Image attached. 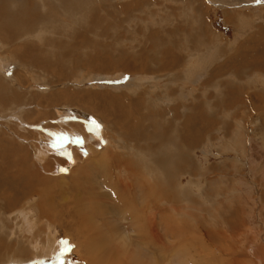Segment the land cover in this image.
<instances>
[{"label":"rangeland","instance_id":"374dc122","mask_svg":"<svg viewBox=\"0 0 264 264\" xmlns=\"http://www.w3.org/2000/svg\"><path fill=\"white\" fill-rule=\"evenodd\" d=\"M13 1L14 3L11 8L14 10H22L24 6H28L33 2L37 5L36 7L34 6L35 10L38 11L37 13L49 15L48 11L52 9V7L45 4L46 0H42V2L41 0H12V2ZM48 1L52 3L57 10H61L64 7L63 5L67 2L68 5L65 7L66 13H63V15H67L69 18L74 17V19L72 18V23L75 21L78 23L79 19H81L84 24L86 22H93L94 25L97 23L92 31L88 28H84L85 26L80 27V33L76 35L79 37L77 41L79 44L73 43V38L65 37L64 32H62L61 40L65 43V47L68 46V49L62 47L63 52L69 50L68 53L70 54V49L74 46L78 53L76 56L72 54V58L74 60L76 58L80 59L78 63L72 58V60L70 59L71 61L65 63L64 69H73L72 72L69 70L70 74L67 73V76L69 75V82H66L68 88H64V82L57 83L58 81L56 80H63L61 77L59 78V73L53 81L46 84L49 81L48 79L53 77L51 73H47L42 69H37L35 68L36 66L28 67V59L16 61L12 57L10 51L11 44L1 43L0 41V55L4 56L2 59L0 58V62L2 61L3 63V66L0 64L1 79L6 81L8 85L16 91H18L17 88L22 85L23 88L20 90L21 93L24 95L29 93V96L35 93H44L46 95V92H48L47 96H49L56 90H67L69 92L74 90L71 94L73 98H86L89 95L88 92L98 93L100 91L98 97L102 95L104 98L100 99L99 102H103L109 94H113L114 97L115 95H120L121 97V95H126L127 91H134L135 94L138 93L136 95L134 94L137 96V99L138 96L143 97L142 103L144 102V105H149L147 110L152 111V113H149L151 114L150 121L154 123L158 122L159 125H157L160 126L161 129L165 127L166 120H170L168 118L175 116V114H179L181 117L183 114L186 116L189 111L182 109L191 106L194 109L196 104H200L198 107L202 106L200 109L205 112L206 118L209 117L213 125H211V122L206 124V126L210 124V128L203 136L204 138L202 137L200 139L198 133L193 138L194 145H192V149L190 150L191 153H188V155H190L187 158L189 162H185L187 167L184 169L182 167L178 168L177 175L174 177L172 184V190L174 191L173 195L170 194L171 196L168 197V193L165 192L167 190L166 183L171 184L170 179L173 178L170 175H173L172 171H174L173 169L177 164L176 161L178 157L169 156V154L172 153L173 155H177L176 152L184 151L182 147L179 146L174 148V146L171 145L170 147L172 150L169 148L170 151L162 148L164 152L161 150L162 152L159 154V157L162 159L161 165L158 166L161 169L159 173L152 167L157 164L158 157L152 160L151 166L141 167L143 168L141 170L139 168L133 170L137 178L143 174L140 180H144V182L140 181V183H146L147 186L149 183L153 184V181L157 179L155 176H157L161 182L160 188L162 190H157L159 200L157 212L159 213L156 214V219H158L159 214H162L160 221L163 228L159 225L160 235L163 236L162 242L155 244L158 249L154 245V247L150 245L144 246L145 250H150L153 256L158 261H161L162 264H171L173 260L174 262L177 260L178 264H191L192 262V264H233L232 255L237 251L238 255L234 254L237 257L233 255L235 260H237L234 264H264V255H262L260 251L264 249V109H261L257 105L264 99V0H75L73 4L77 3L78 5H76L77 8L72 10L69 8L71 4L70 0H47V2ZM38 2L41 3L39 4ZM93 13H95V15H93ZM55 14H57L56 11H51L50 16H54ZM67 19L63 18L61 22H65ZM46 23L48 25L47 20ZM55 23H59V19L56 20ZM42 24L44 23H39L40 27H38V29H41L43 26ZM47 25L43 26V28L47 29ZM82 27L84 31L81 29ZM90 32L92 33L91 35L89 34ZM87 34L93 38H89ZM152 35L153 37L151 38ZM82 37L83 39L80 41ZM160 41H164L165 43L162 48H160L159 45ZM15 43L13 44L14 46ZM20 44H23V42ZM70 44L72 45L71 47ZM172 44H174L171 47L173 53L175 45L177 47L175 53L179 56L176 55L177 57L175 59L178 61V65L170 67L166 72L168 68H166L163 63L159 61L154 63L150 57H154L156 54L160 57L162 55L159 54L160 51H164L165 49H168L169 52ZM92 47L98 49L99 52L94 51V49L92 50ZM65 49L66 51H64ZM104 49H108L110 52ZM100 51L103 53L107 51V55L114 54V66H112L114 69L108 71L109 74L104 70L100 71L93 69V66L89 63V60H93L92 58L96 56L94 53H100ZM119 53H124L125 55L119 59ZM218 53H220V55ZM128 56H131L129 65L133 70H128L131 73L123 76V70L126 69H121L123 68L121 64L122 60L126 57L128 58ZM146 56L149 58H146ZM185 58L187 61H181V59L183 60ZM98 61L101 62L100 60ZM139 66L141 69L138 68ZM161 68H163V70ZM193 69L194 72H192ZM218 69L220 70V74H216ZM188 70H192L191 72L193 74L190 75V71ZM160 71L163 72V75H161L163 77H159L160 80H158L159 84L157 83V85L155 82L156 78L152 74L156 72L157 75H160ZM257 73L259 74L258 76ZM18 78L23 80L25 84ZM24 79H26V81H24ZM135 79H137L136 82L138 86L132 84ZM28 81H31V84ZM231 82L233 84H231ZM155 85L157 86L155 87ZM81 92L87 95H83ZM228 92H230V94ZM176 93H178V96L173 98ZM77 95H79V97ZM91 97L98 101V97L97 99L93 95H91ZM223 100L225 101L223 102ZM78 101L79 100L76 99L75 102L69 101V103H73L72 105H74L77 104L76 102ZM197 101H200V103ZM253 101H255V103H253ZM153 103L157 104L156 108L153 107ZM70 104H64V108H66V111L73 112L72 110L74 109ZM186 104L189 106H186ZM0 107L3 106L0 105ZM256 109L258 111L257 113L255 111ZM259 110L262 111L260 112ZM3 111L4 109L2 110V114L0 112V117L9 118L8 120H10V122L16 124V129L14 128L11 132L4 128L7 133L5 131V133L0 132V145L9 146L8 141L11 142L9 138L15 139L19 136V133L25 134L26 136L27 133L37 129L42 132L44 128L45 130H47V127L54 129L55 125H62V122L59 123V121L55 119V122L47 121L43 124L37 122V124L31 126L32 123L19 117L18 108L6 110L4 113ZM61 111L64 112V110ZM156 115H158V117ZM191 116H193V113ZM105 117L108 119L110 118L107 114H105ZM66 118L62 128H64V130L67 129L66 131H69L71 134H57L58 136L63 135L68 138V140L64 139L67 145H63L66 147V156H62V163L57 170V174L48 173L52 181L51 184H46V187H50V201L55 200L52 206L58 208L61 217L58 216L57 222L55 221L56 224H50V226L45 225L46 220L42 222L35 209L41 195L35 193L33 194V200L29 198L27 200L28 203L23 202L25 203L24 207L33 215L32 222L35 224L33 225L34 229L31 233L34 234L32 238H35L34 241L31 240L29 243L26 240V238L28 239L31 236L23 228V223L21 221V216L23 215L19 213L20 209L15 213L14 208L10 207L12 213L7 214L5 219L0 220V238L10 243L9 245L12 248L19 250V254L17 253L18 257L11 258L12 260H17L18 264L24 260L22 255L27 257L30 253L32 256L40 252L51 237H55V242L59 245L64 241H68L71 246L72 255L74 254L80 260L79 264H90V261L88 263L86 262V258H91L92 264L94 259L97 260V258L100 259L110 254L108 251L111 246V249H114V251L120 255L124 244L129 246L132 243L131 239L134 241L138 239V234L134 229L125 228L128 221L121 220L122 217L111 209V203H115L117 209H120L121 205L116 201V198L121 197V200L123 199L121 201L122 203L129 204V202H125L123 197V195L125 196L123 193L125 189L124 185L119 186V184L123 183H133L132 178H126L129 171L127 161L129 162L130 160L131 162L132 159L137 160L136 157L139 155L141 149H143L141 152L143 151L142 153H144L143 155L145 156L149 150L145 151L144 145L148 148H152L154 142L150 140L146 142L143 141V144L140 146L128 140L124 136L125 130L121 131L122 128L114 133L109 130L112 128L103 124L104 127L94 132L90 130L91 128L89 129V127H91V121L85 119V117L74 116L73 113H71V115H68ZM204 120L206 119L204 118ZM95 121L92 122L96 125L100 123ZM2 122L4 121L1 120L0 124ZM75 122L81 123L82 126H84L85 133L83 130L79 131L80 133L78 130L75 132V127L71 125ZM49 123H53L54 126H47ZM197 125L200 126L201 122H198V119H194L192 128L198 129ZM148 133L151 134L153 131L148 130ZM52 141L57 148V139L54 138ZM24 142L25 144L28 143L27 140H24ZM63 146L60 147L64 148ZM37 147L38 146H30L29 148V145H27L23 149V151L29 152L28 157L30 166H34L37 162L35 160L37 154V150L35 149H38ZM50 153L49 157L41 164L37 162V167L43 168L42 166L45 162L55 155L56 152L51 151ZM120 153H123V155ZM110 154L122 155V158H124L121 165L119 164V166L116 167L115 165L108 164L105 159ZM170 158L173 165H170L168 162ZM135 167H137V165ZM166 177L168 180H166ZM135 182L136 185L139 184L138 181ZM112 190L115 193L112 192ZM107 191L110 192V196L105 194ZM75 192H79V194L86 193L83 196L84 199H82L84 204L82 213L90 219L84 223V226L92 228V230H88L89 232L84 229V232L86 231L87 233H85L86 238L84 236L79 240L77 238L72 239V237H67V233L64 232V229H68L69 227H71L69 231L74 232V228L79 227L81 223L80 220L82 218L79 217L74 221V216L78 210V206L73 203ZM111 192L113 194H111ZM58 193L61 194L59 195ZM119 193L121 195H119ZM87 196L96 197L98 200V203H96V211L90 208L92 201L96 202V200L90 201ZM46 201L48 202L49 200L45 198L43 205H47ZM183 203L186 204L184 205ZM147 204L146 201L145 203L143 202L142 206L137 204V211L134 212L136 214L135 216H140L141 218L145 217L144 219L152 217L151 208H145ZM104 207L110 210L107 212L106 210L99 209ZM173 207L175 208L172 210ZM67 209L70 215L66 213ZM175 209L178 211L176 212ZM146 213L148 215H146ZM0 217H2L1 214ZM127 217H129V215H127ZM123 219H125V217H123ZM172 221L176 222L174 224V229L177 231L175 233L176 238L169 236L170 234L167 233L164 227L165 223ZM182 223H187L189 226L185 227ZM40 224L41 226L47 227V229L45 233L37 237V234L41 231ZM21 228L24 231H21ZM179 229L181 230L179 231ZM222 234L223 237H228V239L225 238L227 239L225 240L221 237ZM94 236H96L97 239ZM203 236L206 238L204 239ZM92 238L96 242L99 239L103 241L111 240V246L110 248L104 249L96 245H88L89 248L86 247L88 241ZM119 238H121L120 240L123 244L118 241ZM207 238L208 240H206ZM167 240H169V242ZM83 243L84 245H82ZM118 243H120V245ZM127 243H129V245ZM200 243H202V245H200ZM210 243L212 244L211 246H209ZM80 245L81 247L83 246L82 250L79 248ZM185 245L187 247L189 246V249ZM120 249L121 251H119ZM217 249L218 251L220 250V252H218ZM89 251L90 253H88ZM155 252H157L158 255ZM200 253L202 254L200 255ZM162 254L165 258H163ZM249 254L252 256H249ZM241 255L244 257H240ZM256 257L258 258L256 259ZM213 258L214 261H216L215 263ZM11 259L3 264L14 263ZM184 260H187V262ZM257 261H259V263Z\"/></svg>","mask_w":264,"mask_h":264},{"label":"bare ground","instance_id":"6f19581e","mask_svg":"<svg viewBox=\"0 0 264 264\" xmlns=\"http://www.w3.org/2000/svg\"><path fill=\"white\" fill-rule=\"evenodd\" d=\"M77 1H79V0H77ZM41 2H42V0H41ZM70 2H71V4L69 3L70 4L69 8L71 10L74 9V8H77L76 5H78V4L77 3L73 4V2L75 3V0H72V1L70 0ZM13 3H14V1L12 2V0H0V41H1V43L11 44L10 51H11L12 57L16 61L17 60L21 61V59L22 60L23 59L24 60L28 59L27 60V65L29 64L28 67H32V66L35 67L36 66L35 68H37V69H42V70H44L47 73H51V75H53V77L48 79L49 81L46 84H49L51 81H53V79L59 73L60 74V76L58 75L59 78L61 77V79H63V80L59 79V80H56V81H58L57 83L64 82V84H65L64 88L67 89L68 85H66V82H69L68 81L69 75L67 76V73L70 74V72H72L73 69L69 68V70H70V72H69V70L67 68L64 69V66L66 65L65 63H67L68 61H71L73 59L72 58L73 55L76 56L78 51H77L76 47L71 45L72 44L71 43L70 47L71 46L72 47L70 49V54L68 53L69 50H67V52H63L62 47L63 48L65 47V45H64L65 43L61 40L62 39V32H64V36L65 37H70V38L72 37L73 38V43H78L77 41H78L79 37H77L76 35H78L80 33V27L81 26H85L84 28H86V29L88 28V29H90V31H92L94 29L95 25H97V23H95V25H94L93 22H90V23L86 22L84 24V22L81 21V19L78 20V23L76 21L72 23L74 17L69 18L67 15H63V13H66L65 7H67V5H68L67 2L65 3V5H63L64 7L61 10H57V8L54 7L52 3H50L49 1L47 2V0H46L45 4L49 5L53 9V10L50 9L48 11L49 15H44V13H42V14L37 13L38 11L35 10V8H34V6L35 7L37 6V5H35V2H33L32 4H30L28 6H24L22 8V10L21 9H16V10L12 9L11 6H12ZM125 9H126V7H125ZM51 11H54V12L56 11L57 14H55L54 16H50L51 15ZM93 15H95V13H93ZM98 16H100V15H98ZM67 17H68V19H67ZM63 18L64 19L66 18L67 20L65 22H61L63 20ZM58 19H59V23H55L56 20H58ZM46 20L48 21V25L46 23ZM51 20H54V21H51ZM66 22L68 23V25H67ZM39 23H44V24H42L43 26L47 25V29L43 28V26L41 27V29H38V27H40ZM81 29H83V27ZM83 31H84V29H83ZM89 34L91 35L92 33L90 32ZM89 34H87V35L89 36ZM93 34H95V33H93ZM26 36H27V38H26ZM51 36H52V38H51ZM91 37L92 36H89V38H91ZM95 37H96V35H95ZM152 37H153V35L151 36V38ZM84 38H85V36H84ZM193 38H194V36H193ZM82 39H83V37L80 38V41ZM22 40H26V41H22ZM15 42H19V43H15ZM21 42H23V44H20ZM14 43H15V46L13 45ZM154 43H155V41H154ZM156 43H157V41H156ZM145 44H147V43H145ZM164 44H165L164 41H160L159 42L160 48H162L164 46ZM68 45H69V43H68ZM88 45H89V43H88ZM149 45H148V48H149ZM173 45L174 44H172L170 46V51L169 52H168V49H165L166 51L165 50L164 51H160L161 50L160 49L159 50L160 53L158 51L159 54H162L160 57H158V54H156L154 57H150L154 61V63L156 61H159V62L163 63L164 66L166 68H168L166 70V72L170 69V67H175V66L178 65L177 64L178 61H176L175 58L177 56H179V55H177L175 53V50L177 48L176 45H175V48H174L175 50L173 49L175 54L173 53V51H171V47ZM67 47H65V48L68 49ZM66 49L64 51H66ZM93 49L94 48L92 47V50ZM104 50H108V49H104ZM94 51H98V49L95 48ZM11 54L9 53L10 57H11ZM218 54L220 55V53H218ZM94 55H96V56H94L92 58L93 60H91V61L89 60V63L93 66V69H97V70H100V71L101 70L107 71V74H109L108 71L114 69L112 67V66H114V64H113L114 59H115V58H113L114 54H108L107 55V51H105V53L100 51V53H94ZM115 55H117V54H115ZM124 55H125L124 53H119V57L118 58L120 59V57H122ZM0 56H1L0 57L1 59H2V57H4L2 55H0ZM77 57H80V56H77ZM206 57H208V56H206ZM146 58H149V57L146 56ZM97 59L100 60L101 62H99ZM199 60H201V59H199ZM74 61L78 63V62H80V59L76 58ZM130 61H131V56H128V58L126 57L124 60H122V64H121L122 66L121 67H123V68H121V69H126V70H123V73H122L123 76L124 75L126 76V74H130L131 73L128 70H133L132 67L129 65ZM181 61H187V60L185 58L183 60L181 59ZM89 63H88V67H89ZM0 64H1V66H3L2 61L0 62ZM158 64H160V63H158ZM81 65H83V64H81ZM155 65H157V64H155ZM70 67H71V65H70ZM138 68L141 69L140 66ZM138 68H134V69H138ZM155 68H157V67H155ZM158 69H159V66H158ZM161 69L163 70V68H161ZM188 71H190L189 74L192 75L193 74L192 72H194V69H193V71L192 70H188ZM216 72H215L216 74H218V73L220 74V70L219 69ZM162 73L163 72L160 71L159 72L160 75H157L156 72H155V74H152L157 80V81L155 80L156 84L157 83L159 84L158 80H160V78L163 77V76H161V75H163ZM170 75H171V73H170ZM258 75L259 74L257 73V76ZM245 76H246V74H245ZM242 77H244V76H242ZM20 81H22V83L25 84L23 82V80H20ZM24 81H26V79H24ZM136 81H137V79H135L134 82L132 83L133 85L136 84L134 86H138ZM29 83L31 84V81ZM231 84H233V83L231 82ZM27 85H29V84H27ZM157 85H155V87ZM19 88H17L18 91L12 89L11 86L8 85V83L6 81L2 80L1 77H0V105L3 106V107H0L1 114H2V110L3 109H4V111H3V113H4L6 110L8 111V110H12V108L13 109H17L18 108L19 117L24 118L26 121H29L30 123H32L31 126L33 124H37V122L42 123V124L44 122H47V121L48 122H52V121L55 122V119H57L59 121V123L62 122V125L61 126L60 125H55L54 126L53 125L54 122L52 124L49 123V125H47V126H54V129H50L49 127L46 128L47 130H45V128H44V130L40 129V130H42V132H43L42 133L41 131H39L36 128L37 130H34V131L31 130L32 132L27 133L26 136H25V134H20L19 133V136L17 138H15V139L9 138L11 140V142L7 140L9 142V146L8 145H3V144L0 145V214L2 215V217H0V220L5 219L7 217V214H11L12 213L10 211V207L14 208L15 213L20 209L19 213H22V215H23V216H21V221L23 223V228L31 236L28 239L26 238V240L29 243H30L31 240L34 241L35 238L32 239L34 237V234L31 233V231L33 232V229H34L33 225L35 224V223L33 224V222H32V219H33L32 216L33 215H31L29 213L28 209L24 207L25 203H23V202H27V200L29 198H31L33 200L34 199L33 194L39 193L41 195V197H39V199H38L39 203H37L36 206H35V209H36L37 213L39 214V219L42 222H44L46 220V224L45 225H47V226H50V224H56L55 221L58 220L57 218L61 214H60V211L58 210V208L52 206V205H54L53 201H55V200L50 201V199H49V197L51 198V196H50L51 192L49 190L50 187H46V184L47 183L51 184V181H52V179H51V177H50V175L48 173L51 172L53 174H57L58 173L57 170H58V168L60 167V165L62 163V158H63L62 156L63 155L66 156V153H65L66 152V147L65 146L67 144L65 143L64 139L68 140V138L64 137L63 135H65V134H69L70 135L71 133H69V131H66L67 130L66 128H65L66 130H64V128H62V126H64L63 123L65 122V118L68 117V115H71V113H73L74 116L85 117V119L90 120L91 121L90 122L91 123V127H89V129L91 128L90 129L91 131L95 132V130L101 129L102 127H104L103 126V124H104V125L108 126L109 128H112V129H109V130L111 132H114V133H116L120 128H122L121 131L125 130L124 136L128 140L133 141V142L139 144L140 146H141V144H143L142 143L143 141L146 142V141L150 140V141L154 142V146L152 148H148V147H146L144 145L145 151L149 150V152H150V153L148 152L149 154L147 153L144 156L143 155L144 153H142L143 151L141 152V150H143V149H141L139 151L140 152L139 155L136 157L137 160L132 159L131 162H130V160H129V162L127 161V165H128V168H129L128 170L129 171H128V175H127L126 178H132L133 179L132 180L133 183L132 184L123 183V184H119V186L120 185H124L125 189L123 190V193L125 194V196L123 195V197H124L125 202H129V204L128 203L124 204V202L122 203L121 201L123 199L121 200V197L120 198H116V201L121 205L120 209H117V206H115V203H111V209L114 212L118 213V215H120L122 217L121 220H125L126 222L128 221L127 224L125 225V228L126 229H130V228L134 229V231L138 234V236H137L138 237V239H137L138 241L137 240L134 241V240L131 239L132 243L130 245H129V243H127L129 246H126L125 244L122 246L123 243L120 240L121 238H119L118 241H120L122 243L121 244L122 252H120L121 254L118 255L114 251V249H111L112 248L111 242H110L111 240L110 241H103V240L99 239L96 242L92 238L90 241H88L86 247H88V245H90V246L96 245V246H100L102 249H104V248H108V247L110 248V246H111L110 250L108 251V253H110V254H107L106 256H104V257H102L100 259L97 258V260L94 259L92 261V264H162L161 261H158L153 256V253L150 250L146 251L145 247H144V246H150V245H152V246L154 245L155 246V244H158V243L162 242V237L163 236L160 235L161 232L159 231V228H160L159 225L162 227V225H161L162 223L160 221V219L162 218L161 217L162 214H159L158 219H156V214L159 213V212H157V210L159 208V200H158V192H157V190H162L160 188L161 187V182H160L159 178L157 176H155L157 179L155 181H153V184L149 183V185L147 186L146 183L145 184L140 183V181L144 182V180L143 181L140 180V179H142L141 176L143 174L139 178H137V176H136V174H135V172L133 170L134 169H138V168L141 170V169H143L141 167H149V166H151L152 160L155 157H158L159 159H158L157 164L152 166V167L155 169L156 172L159 173V171L161 169L158 166H160L161 162H162V159H161V157H159V154H160V152L163 151L162 148H165L166 150H169V148H170V150H172V148L170 147L171 145H173L174 148L175 147H179V146L182 147L184 149V151L176 152L177 155H173L172 153L169 154V156L171 155V156L178 157V159L176 161L177 164L174 166V169H173L174 171H172L173 175H170L173 178V179H170L171 181L169 180L171 182V184H167L166 183L167 190L165 192L168 193V197L171 196L170 194L173 195L174 191L172 190V184H173L174 177L177 175L178 168L182 167L184 169V168L187 167L185 162L186 163L189 162V161H187L188 160L187 158L190 155V154L188 155V153H191L190 150L192 149V145H194L193 144V142H194L193 138L198 133V135H199V137L201 139L205 135V133H207V131H209L208 129L210 128L209 127L210 124H209V126H206V124L211 122V121H210L209 117L206 118L205 112L200 109V107H202V106L198 107V105H200V104H196V107L194 106L195 107L194 109H193L192 106L189 107V108H186V109H182V110L189 111L186 116L183 114L182 117H181L179 114H175V116L168 118L170 120H168V121L166 120L165 127L163 129H161V127L158 126L159 125L158 122L154 123V122L150 121V119H151L150 115L151 114H149V113H152V111L147 110V107L149 105H144L143 104L144 102L142 103L143 97L138 96V99H137L136 98L137 96H135V95L138 94V93L135 94L134 91L133 92L132 91H130V92L127 91L126 92L127 96L126 95H121V97H120V95H117V96L115 95V97H114L113 94L112 95L109 94V95H107L105 101L99 102L100 99L104 98V96H102V95H100L98 97V94H99L100 91L98 93H93V92L89 93L88 92L89 95L86 98L85 97L84 98H73L71 96V94H72V92H74V90H72V92H69L67 90H64V91L56 90L54 93H51L49 96H47L48 92H46V95L44 93H42V94L41 93L40 94H38V93L34 94L33 93L34 95L29 96V93H27V95H24V94L21 93L20 90H21V88H23L22 85ZM90 89H92V88H90ZM133 89H135V88H133ZM149 92H150V90H149ZM86 93H82V94L83 95H87ZM228 93L230 94V92H228ZM177 94L178 93L174 94L173 98L175 96H178ZM91 95H93L96 99L98 97V101L94 100L91 97ZM261 95H262V93H261ZM77 96L79 97V95H77ZM168 96L172 97L170 95H168ZM225 97H227V96H225ZM227 98H229V97H227ZM76 99L79 100L78 102H76L77 104L72 105L73 103H71V104L69 103V101L75 102ZM173 100H175V99H173ZM195 101H196V99H195ZM224 101L225 100H223V102ZM243 101L246 102L245 100H243ZM192 102H194V101H192ZM167 103H169V102H167ZM198 103H200V101ZM253 103H255V101H253ZM64 104H67V105L70 104L71 107L74 109V110L71 109L73 112L66 111L65 110L66 108H64ZM188 104H186V106ZM156 105L157 104H154L153 107L156 108ZM257 105L261 109H264V99H263V101L259 102ZM172 106H174V105H172ZM61 110H64V112H62ZM255 111H256V113L258 112L257 109ZM147 113H148V115H147ZM192 113H193V116H191ZM105 114H107L110 118L109 119L106 118ZM161 114H163V113H161ZM161 114H160V116H161ZM164 114H165V112H164ZM262 114H263V112H262ZM9 116H11V115H9ZM156 116L158 117V115H156ZM2 117H0V121L3 120L4 122H2L0 124V132H4V131L6 132V130H4V128H6V129H8V130H10L12 132L14 130L16 124L13 123V122H10V120H8L9 118H7V117L2 118ZM100 118H101V120H100ZM204 118L206 120H204ZM194 119H198V122H201L200 126L197 125L198 129L192 128V124H193ZM95 120L100 122V123L97 124V125L94 124L92 121H95ZM148 121H150V122H148ZM71 125L73 127H75V132H76V130H78V132L83 130V132L85 133L84 126H82L81 123H76L75 122V123H73ZM211 125H213L212 122H211ZM35 127H37V126H35ZM148 130H152L153 133L149 134ZM98 132H100V131H98ZM57 134H63V135H59L58 136ZM54 138H56L57 141H58L57 148L55 147V144H53V141H52ZM83 138H84V136H83ZM16 139H18V140H16ZM24 140L25 141L27 140L28 143L25 144ZM27 145H29V148H30V146L31 147L32 146L33 147L38 146L37 147L38 149H35V150H37L36 151L37 154L35 156V160L37 162H39L40 164L49 157V155L51 154L50 153L51 151H55L57 154L55 153V155H53L51 158H49V160H47L45 162V164L42 166L43 168L37 167L38 166L37 162H36V164H34V162H33L34 166H30L29 157H28L29 152L27 153L26 151H23L24 147H26ZM63 145H65V146H63ZM60 146H63L64 148H62ZM176 150H178V149H176ZM120 154L123 155V153H120ZM122 155H118V154L111 155L110 154V155H108L106 157L105 161L108 162V164H112V165H115L116 167H118L119 164L121 165V163L123 162V158L124 157L122 158ZM16 161H17V163H16ZM168 162H169L170 165H173V163L171 161V158L169 159ZM136 165H137V167H135ZM108 167H110V166H108ZM124 173H127V172H124ZM108 175H110V174H108ZM147 180H149V179H147ZM166 180H168L167 177H166ZM135 181H138L139 184L136 185ZM116 185H117V183H116ZM128 185H130V186H128ZM52 189H53V187H52ZM107 190H108V188H107ZM112 192H114V191L112 190ZM112 192H111V194H113ZM109 193L110 192L107 191V193H105V194L109 195ZM85 194H79V192H75V194L73 196V203L76 206H78V210H77V212H76V214L74 216V221H76V219L78 217L82 218V219L80 220L81 223L79 224V227L74 228V230H73L74 232H72V231L70 232L69 231L71 229V227H69L70 225L68 226L69 227L68 229L67 228L64 229V232L67 233L66 234L67 237H69V238L72 237V239L77 238L79 240V239L83 238L85 236V233H86V231L84 232V229H86L87 232H89L88 230H92L91 227L88 228V227L84 226L85 225L84 223H86L90 219L88 216H85L82 213L83 205H84L82 199H84L83 196ZM119 195H121V194L119 193ZM188 196H189V194H188ZM106 197H108V196H106ZM152 197H153V199H152ZM45 198L47 200H49L48 202L46 201L47 205H43V202H44ZM87 198H89L90 201L91 200H96V202L92 201V203L90 204V208L93 211H96V209H97L96 203H98V200L96 199V197L93 198V197L87 196ZM151 199H152V201H151ZM70 200H72V199H70ZM145 201L148 203L145 206V208H147V209L151 208L152 217L148 216L149 217L148 219L147 218L144 219L145 217L141 218L140 216H135L136 214L134 213V212L137 211L136 205L139 204L140 206H142L143 202L145 203ZM179 203H181V202H179ZM170 205H173V204H170ZM177 207H179V206H177ZM70 208H71V206H70ZM174 208L175 207H173L172 210ZM99 209L106 210L107 212L110 210L107 207L99 208ZM73 211H74V208H73ZM177 211L178 210H176V212ZM101 212H103V211H101ZM66 213H68V209L66 210ZM81 213H82V215H81ZM161 213H162V211H161ZM126 214L129 215V217H127ZM13 215H14V212H13ZM68 215H70V213H68ZM146 215H148V214L146 213ZM123 217H125V219H123ZM19 219H20V217H19ZM168 219H169V217H168ZM92 222H94V221H92ZM92 222H91V225H92ZM175 223H176L175 221H172V222H168V223L164 224L165 230L167 231L168 234H170L169 236H171V237L172 236L175 237V233L177 232L174 229V224ZM182 225L185 226V227L189 226L187 223H182ZM40 226H41V224H40ZM62 227H64V226H62ZM46 229H47V227L41 226V231H39V233L37 234V237H38V235L40 236L41 234L45 233ZM24 230L22 229L21 231H24ZM180 230L181 229H179V231ZM133 234H134V232H133ZM214 234H216V233H214ZM73 236H76V237H73ZM199 236H200V233H199ZM204 236H206V235H204ZM91 237H92V235H91ZM94 237L96 238V236H94ZM99 237H100V235H99ZM110 237H111V235H110ZM190 237H191V235H190ZM221 237H223V234H222ZM54 238L55 237L49 238L48 239V243L45 245V247L42 248V249L40 248L41 249L40 252L35 253V255L31 256V253L29 255H27V257L26 256L24 257V255H22L24 260H23V262H19V264H21V263L22 264H79L80 260L74 254L72 255V253H71V246L69 245V242L68 241H64V242H62L59 245V244H57L55 242ZM85 238H86V236H85ZM205 238L206 237H204V239ZM208 238L206 240H208ZM217 238H218V236H217ZM223 238L224 239L225 238L228 239V237H223ZM111 239H112V237H111ZM227 239H225V240H227ZM124 240H125V238H124ZM177 240H179V239H177ZM195 240H197V239H195ZM84 241H85V239H84ZM167 241L169 242V240H167ZM80 243H81V241H80ZM112 243H114V242H112ZM194 243H196V242H194ZM214 243L216 244V241ZM9 244L10 243L5 242L4 239L0 238V264H3L7 260L10 261V259L13 258V257L14 258L18 257L17 253L19 254V250L15 249V248H12ZM118 244L120 245V243H118ZM173 244H175V243H173ZM82 245H84V243ZM187 245H188V243H187ZM191 245H192V243H191ZM200 245H202V243H200ZM211 245L212 244L210 243L209 246H211ZM223 245H225V244H223ZM223 245H220V246H223ZM180 246H181V243H180ZM215 246H217V245H215ZM82 247L80 245L79 248L82 250L83 249ZM155 247L158 249L157 246H155ZM186 247H184V248H186ZM180 248H182V247H180ZM232 248H230V249H232ZM84 250H85V247H84ZM163 250H164V248H163ZM176 250H178V249H176ZM199 250H201V249H199ZM236 250H237V248H236ZM117 251H118V249H117ZM119 251H121V249ZM217 251H218V249H217ZM260 251H261L262 255H264V249L260 250ZM82 252H84V251H82ZM157 252H159V251H157ZM157 252H155V253L157 254ZM180 252H181V250H180ZM218 252H220V250ZM237 252L236 253L232 252V253H233V255L234 254L238 255ZM88 253H90V251ZM221 253H222V251H221ZM163 254H162V256H163ZM201 254L202 253H200V255ZM233 255H232V263L234 264L237 261V260H235V257H237V256L234 255L235 256L234 257ZM247 255H248V253H247ZM119 256H121V257H119ZM249 256H252V255L249 254ZM160 257H161V255H160ZM223 257H224V255H223ZM240 257H244V256L241 255ZM163 258H165V257L163 256ZM214 258H213V261H214ZM227 258H229V257H227ZM257 258L258 257H256V259ZM229 260H228V262H229ZM12 261L15 264H18L17 260L13 259ZM89 261H90V264H91V258H86V262L88 263ZM184 261L187 262V260H184ZM176 262H177V260H176ZM176 262H174V260H173V262L171 264H178V262L177 263ZM215 262L216 261H214V263ZM257 262L259 263V261H257ZM14 263H12V264H14ZM219 264H221V263H219ZM227 264H231V263H227Z\"/></svg>","mask_w":264,"mask_h":264}]
</instances>
